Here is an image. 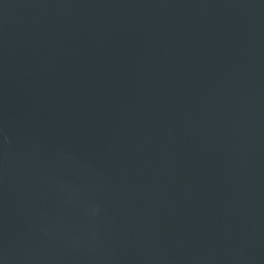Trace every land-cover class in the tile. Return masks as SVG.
Here are the masks:
<instances>
[{
  "label": "water",
  "instance_id": "1",
  "mask_svg": "<svg viewBox=\"0 0 264 264\" xmlns=\"http://www.w3.org/2000/svg\"><path fill=\"white\" fill-rule=\"evenodd\" d=\"M0 264H264V0H0Z\"/></svg>",
  "mask_w": 264,
  "mask_h": 264
}]
</instances>
